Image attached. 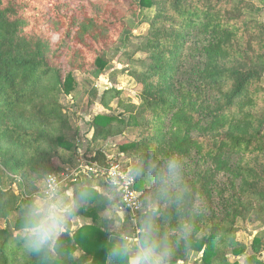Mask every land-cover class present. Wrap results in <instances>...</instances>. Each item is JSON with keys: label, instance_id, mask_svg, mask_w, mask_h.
Here are the masks:
<instances>
[{"label": "trees", "instance_id": "trees-1", "mask_svg": "<svg viewBox=\"0 0 264 264\" xmlns=\"http://www.w3.org/2000/svg\"><path fill=\"white\" fill-rule=\"evenodd\" d=\"M144 10V69L130 74L138 103L111 87L101 93L98 106L115 100L119 112L93 116L87 162L106 167L105 143L95 145L117 138L124 167L140 153L179 154L204 211L172 264L192 254L199 264H238L244 254V264H264V20L245 0H0V179L9 172L18 184V192L0 187V264H40L20 249L19 212L32 191L29 173L58 175L70 166L62 153L81 148L60 97L73 92L74 72L106 70L126 19ZM134 190L142 197L147 186ZM104 207L97 200L81 209L87 223L68 237L71 258L57 264H103ZM248 222L263 228L251 253L236 238Z\"/></svg>", "mask_w": 264, "mask_h": 264}, {"label": "clouds", "instance_id": "clouds-1", "mask_svg": "<svg viewBox=\"0 0 264 264\" xmlns=\"http://www.w3.org/2000/svg\"><path fill=\"white\" fill-rule=\"evenodd\" d=\"M29 174L32 191L19 212L18 241L22 252L40 264L71 258L70 229L83 219L80 211L92 201L104 202L101 216L110 226L103 264H172L204 211L186 182L185 160L176 153H140L123 170L84 174L70 187L53 172L36 169ZM141 181L147 191L129 202V207L138 208L129 217L122 189L135 188Z\"/></svg>", "mask_w": 264, "mask_h": 264}, {"label": "rangeland", "instance_id": "rangeland-1", "mask_svg": "<svg viewBox=\"0 0 264 264\" xmlns=\"http://www.w3.org/2000/svg\"><path fill=\"white\" fill-rule=\"evenodd\" d=\"M245 1L251 3L261 11V19L264 20V0ZM150 15V10H144L133 17L127 18V30L123 33L114 50L110 52V62L106 70L98 76L74 72L75 87L73 92L68 97H60V104L70 117L77 131L71 136V139L75 141L77 146L81 147L77 153H62L61 161L70 162V166H65L58 171V175L64 180L66 185L68 183L76 184L78 179L84 175V172L78 167L83 166L92 154V148H87V145L91 142L92 130L89 124L93 116L97 114L115 115L119 112L117 111L115 100L111 103L109 109H103L98 106L101 93L111 87L121 91L120 98L122 100L138 103L140 88L130 74L141 73L144 69V55L141 54L139 47L142 37L146 34L148 28L147 24L144 23V19H148ZM132 136L134 134L127 133L125 137L126 139H132ZM126 139L124 140L126 141ZM121 141H123L121 138H117L106 142H97L99 144H96L95 147L97 149L101 143H105L103 150L106 157H119L116 148L117 144ZM130 161L128 159L127 163ZM77 168L78 171L74 172ZM14 179L13 174L5 171L1 172L0 187L2 190L11 189V191L18 192V184ZM82 223L87 222L82 219L76 225ZM4 225V222L0 220V228H3ZM239 227L240 229L236 234L237 241L246 246L248 249L247 253H251L249 246L255 235L263 228L257 222L241 223ZM261 256L264 259V250L261 252ZM75 257L77 258L78 254H75ZM245 258L246 254L240 255L235 259L232 258L231 260L234 259L238 261V264H244ZM198 259L199 254H192L187 264H199Z\"/></svg>", "mask_w": 264, "mask_h": 264}, {"label": "built area", "instance_id": "built-area-1", "mask_svg": "<svg viewBox=\"0 0 264 264\" xmlns=\"http://www.w3.org/2000/svg\"><path fill=\"white\" fill-rule=\"evenodd\" d=\"M78 168L82 170V172L84 173H92L96 175H101L103 174L104 171H106L109 175H111L114 171L123 170L126 167H124L119 157L115 156L112 158H107L106 167H102L98 163H95V162H86L83 166L81 165ZM74 172H76V170ZM121 174H122V171H121ZM122 191H123L122 203L124 205V210L127 212V214L130 217L134 213L138 212V208L129 207L128 206L129 202L141 198V195L137 193L134 190V188H129L127 186L123 188Z\"/></svg>", "mask_w": 264, "mask_h": 264}, {"label": "crops", "instance_id": "crops-1", "mask_svg": "<svg viewBox=\"0 0 264 264\" xmlns=\"http://www.w3.org/2000/svg\"><path fill=\"white\" fill-rule=\"evenodd\" d=\"M74 185V184H73ZM97 189H98V193L102 194V187H100L99 185H97ZM86 221V220H85ZM82 224L76 225L74 224L71 227L70 233H73L75 231V229H77L78 227H80ZM79 255V254H78Z\"/></svg>", "mask_w": 264, "mask_h": 264}]
</instances>
